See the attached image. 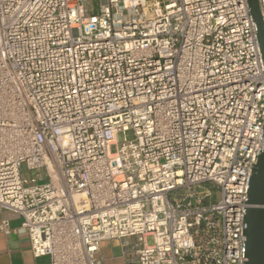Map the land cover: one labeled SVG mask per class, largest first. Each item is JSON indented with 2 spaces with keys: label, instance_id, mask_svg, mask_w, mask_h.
Here are the masks:
<instances>
[{
  "label": "built area",
  "instance_id": "1",
  "mask_svg": "<svg viewBox=\"0 0 264 264\" xmlns=\"http://www.w3.org/2000/svg\"><path fill=\"white\" fill-rule=\"evenodd\" d=\"M99 2L0 0V212L50 264H103L111 241L123 264H247L264 149L248 0Z\"/></svg>",
  "mask_w": 264,
  "mask_h": 264
},
{
  "label": "water",
  "instance_id": "2",
  "mask_svg": "<svg viewBox=\"0 0 264 264\" xmlns=\"http://www.w3.org/2000/svg\"><path fill=\"white\" fill-rule=\"evenodd\" d=\"M251 15L259 32V43L264 62V23L258 0H248ZM245 221L247 264H264V149L252 171Z\"/></svg>",
  "mask_w": 264,
  "mask_h": 264
},
{
  "label": "crops",
  "instance_id": "3",
  "mask_svg": "<svg viewBox=\"0 0 264 264\" xmlns=\"http://www.w3.org/2000/svg\"><path fill=\"white\" fill-rule=\"evenodd\" d=\"M8 221L11 233L0 232V264H50L49 258H35L29 240L21 231L22 217L11 212H0V225ZM103 264H123L120 244L116 241L101 245Z\"/></svg>",
  "mask_w": 264,
  "mask_h": 264
},
{
  "label": "rangeland",
  "instance_id": "4",
  "mask_svg": "<svg viewBox=\"0 0 264 264\" xmlns=\"http://www.w3.org/2000/svg\"><path fill=\"white\" fill-rule=\"evenodd\" d=\"M86 6L88 9L89 14L91 13H98V8H99V0H85ZM120 140H122V136L120 137ZM116 148L112 147V152H115ZM23 173L26 174L25 168H23ZM27 175V174H26ZM28 176H32L31 174ZM206 188H210L209 185L206 186Z\"/></svg>",
  "mask_w": 264,
  "mask_h": 264
}]
</instances>
